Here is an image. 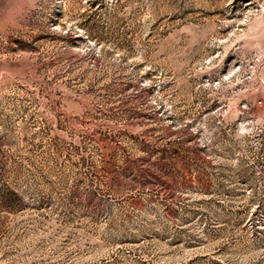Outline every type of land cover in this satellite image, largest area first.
Wrapping results in <instances>:
<instances>
[{"label": "rangeland", "instance_id": "1", "mask_svg": "<svg viewBox=\"0 0 264 264\" xmlns=\"http://www.w3.org/2000/svg\"><path fill=\"white\" fill-rule=\"evenodd\" d=\"M0 264H264V0H0Z\"/></svg>", "mask_w": 264, "mask_h": 264}]
</instances>
